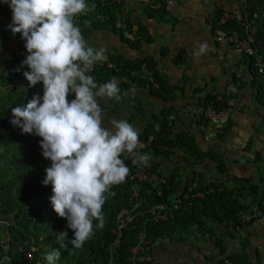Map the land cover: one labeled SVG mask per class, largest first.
I'll return each mask as SVG.
<instances>
[{
  "label": "trees",
  "instance_id": "obj_1",
  "mask_svg": "<svg viewBox=\"0 0 264 264\" xmlns=\"http://www.w3.org/2000/svg\"><path fill=\"white\" fill-rule=\"evenodd\" d=\"M88 9L75 18L88 44L94 49L97 48L95 42L113 36L121 43L126 44L130 49L139 48L141 41L150 43L151 36L140 24L132 28L129 21L121 17V5L117 0H86ZM264 0H245L241 4V13L246 14L255 27L254 47L259 50L264 57ZM156 14L164 13L162 7H150ZM148 9L147 15L151 11ZM212 26L215 27L219 10H213ZM252 14L256 16L253 17ZM12 10L8 4L0 0V219L8 222L7 227L0 225V264H5L6 257L14 264H21L23 252L30 245L34 247L32 252L33 260H41L48 264L46 255L53 249L59 248L56 236L60 231H67L69 239L73 238V231L66 227L67 221L61 218L53 210L50 201L52 185L42 183L46 176L45 169L50 167L51 162L42 155L38 137L33 134L22 133L21 129L10 123L12 108L26 104L34 94L43 95L42 82L35 86H29V82L23 75L29 71L27 65H22L23 57L27 56L24 47L25 41L19 33L13 35L8 25L11 23ZM116 21H120L116 25ZM226 30L239 31L236 19L228 20L223 26ZM130 33L132 39L125 36ZM12 40H22L23 45L18 53L14 50L4 52L3 45ZM106 48V59L97 63L90 73L95 77L98 84L107 82L111 78L120 81V95L130 88H140L145 86L146 90H138L136 95L148 94L149 97L162 100L163 104L156 112L141 109L140 106L134 110L137 113L147 111L146 121L138 127L139 138L145 139L147 135H152V141L144 150V154L149 156L148 165L151 171L156 174L166 171L163 175L166 181L174 189L186 190L190 195L184 201L179 210L175 212L174 218L168 222H146L145 229L150 239L169 240L176 232L186 233L191 226L195 225L197 231L206 234L211 231L206 220L216 224L228 225L234 229L239 224V220L244 214L253 213L252 205L260 207V202L256 197V186L251 184L247 178H235L232 180L231 188L219 190L220 184L214 181L203 180L202 173H192L190 179L182 175L184 167L194 166L207 159L211 160L213 168L217 174H222L226 170L224 157L221 155L219 143L229 132L231 122L226 119L225 124L213 129L212 142L208 146L200 147L190 130L179 127L175 123L167 124L165 119L172 109L180 110L175 99L186 101L187 94L182 83L170 84L158 73L157 60L154 57H128L118 52L117 47L109 45ZM161 51V50H160ZM26 53V54H24ZM162 53V52H161ZM245 58V57H244ZM247 59L249 67V77L251 85L250 97L264 109V85H261L257 78L258 74L251 70L250 60ZM19 69V71H17ZM182 80L185 83L186 75L182 73ZM232 80L236 87L241 90L246 83L241 77L231 73ZM156 84V87L152 86ZM202 87H193L189 97H193L195 106L203 110L208 107L218 110L229 108V96L223 92L205 91L200 94ZM178 91V92H176ZM221 99L217 100L216 96ZM74 98V94L69 99ZM109 99V100H108ZM113 99L102 98L100 106L104 115L108 112L106 104ZM188 104V102H187ZM139 105V104H138ZM116 110H113L114 114ZM119 112V110H118ZM191 121L194 124H208V120L200 115H193ZM158 123L155 130L154 125ZM264 129V112L262 114ZM121 159L127 163V159L122 154ZM183 164H182V163ZM180 163V164H179ZM181 165V166H180ZM181 169V170H180ZM191 181L194 186L190 187ZM188 188V189H187ZM147 190V191H146ZM165 190V189H164ZM110 191L115 195L108 196L103 205L104 215L103 228L95 227L92 237L80 249H73L69 244L66 249L59 248L60 257L56 264H131L127 259L129 247L135 243L136 230H123L119 242L116 246H109L113 240L111 230L115 213L124 205L122 196L126 191L125 181L119 185L111 186ZM201 192V196L195 195ZM246 194L250 197V204H244L241 196ZM140 195L149 198L151 201L163 200L167 197L164 191L162 197L154 195L152 184L146 183L140 189ZM244 247V242H240ZM7 245V248L4 246ZM220 240L214 239V247L221 248ZM21 248L22 251H19ZM217 254V253H216ZM226 256V255H225ZM230 264H249L246 252L230 256ZM225 258V257H224ZM226 259V258H225ZM215 264H225L222 258H218Z\"/></svg>",
  "mask_w": 264,
  "mask_h": 264
},
{
  "label": "clouds",
  "instance_id": "obj_2",
  "mask_svg": "<svg viewBox=\"0 0 264 264\" xmlns=\"http://www.w3.org/2000/svg\"><path fill=\"white\" fill-rule=\"evenodd\" d=\"M2 2L12 10L9 29L25 41L28 54L21 63L30 70L23 75L29 86L43 84V95L36 93L12 108L10 123L41 137L42 155L51 162L42 183H51L52 208L73 231L71 239L67 231L58 232L56 241L59 248L70 244L80 249L92 237L94 222L95 227L104 226L103 205L115 195L111 186L124 182L129 173L122 154L145 166L149 156L136 151L142 147L138 128L125 119L105 120L100 100L119 101L120 81L98 84L90 74L106 59L107 49L90 46L75 23L88 9L86 0ZM59 248L46 255L48 264L59 260Z\"/></svg>",
  "mask_w": 264,
  "mask_h": 264
},
{
  "label": "crops",
  "instance_id": "obj_3",
  "mask_svg": "<svg viewBox=\"0 0 264 264\" xmlns=\"http://www.w3.org/2000/svg\"><path fill=\"white\" fill-rule=\"evenodd\" d=\"M118 1L121 5V17L129 21L132 28H136L138 24L143 26L152 41L150 43L141 41L139 48L132 50L109 35L102 41H93L97 48H110L109 45H113L117 47L118 52L128 57H154L157 60L158 73L170 84L179 85L182 81V73L188 77L186 80H191L192 77L207 78L220 74L216 85L211 88H202L200 94L205 91L223 92L228 84L234 85V91L228 98L230 107L223 115V118L231 122L230 130L219 143L226 166L225 172L217 174L213 168L214 163L205 159L194 166L187 167L188 178L186 179H190L193 172H200L203 180L220 184V190L231 188L232 180L235 178H247L256 186V197L260 202V207L256 208L250 203L248 195L241 196L243 203L252 205L254 212L244 214L234 229L229 225L225 227L207 219L206 224L213 231L211 233L208 232L205 235L202 231H197L194 225L184 234L176 232L169 240L158 241L154 247V264H215L216 259L225 257L228 261L231 255L241 251L246 252L249 264H264V129L262 123L264 109L250 97L252 89L247 59L227 44H219L212 39L213 10L218 9L219 14L228 12L238 20L241 17L238 1L177 0L176 6L171 11L160 14H156L150 8L153 0ZM149 8L151 14L147 15ZM231 73L241 77L246 83L241 90L230 80ZM184 89L187 94V86ZM138 90L142 89L130 88L121 95L119 101L113 99L106 104L109 109L105 115L106 122L113 118L125 119L138 128L146 121L148 110L156 112L163 104L162 100L149 97L148 94L136 95L135 92L138 93ZM189 96L185 95L186 101L176 97L175 102L178 107H181V115L176 118L175 124L190 130L200 147L208 146L213 141V135L210 136L208 125H196L191 121L198 107L193 104V97ZM117 106L120 110H128V113H125L127 118L114 114L113 110ZM137 106L147 110L144 112L145 115L134 111ZM140 117L144 119L139 122L137 119ZM216 238L221 244L219 256L214 251ZM241 241L244 242V247L241 246ZM178 251L183 256L179 255Z\"/></svg>",
  "mask_w": 264,
  "mask_h": 264
},
{
  "label": "built area",
  "instance_id": "obj_4",
  "mask_svg": "<svg viewBox=\"0 0 264 264\" xmlns=\"http://www.w3.org/2000/svg\"><path fill=\"white\" fill-rule=\"evenodd\" d=\"M237 1L242 3L245 0ZM176 4L177 0H153L151 7H162L165 11H171L176 6ZM252 16L254 17L255 14ZM232 19H234V17H232L228 12H222L219 14L213 30L212 39L216 43L227 44L241 55L246 56V58L250 60L251 70L258 74L257 78L260 80L261 85H264V57L262 56L261 52L253 46L255 27L253 23L248 20L245 14L237 20V23L240 27L239 31H228L224 29L223 26L225 23ZM119 22L120 21H116V25H119ZM125 36L129 39H132V35L130 33H125ZM22 57L23 60L26 58L25 55H22ZM152 85L153 87H156L155 83H152ZM233 86L234 85L232 84L227 85V95L224 94L225 96H229L231 92L234 91ZM142 88L146 90L145 86ZM187 93L189 94V92ZM216 99L220 100L221 96L217 95ZM188 107L191 108L192 106L188 105ZM227 109L228 108L225 110H218L208 107L207 109L203 110L202 108L198 107L193 115L201 114L203 118H206L208 121H210L211 125L216 126V128L213 126L212 127L214 130H217L225 124L226 119L223 118V115L225 112H227ZM179 115H181L180 110H170L165 119L166 123H175V120L179 117ZM157 128L158 123H155L154 129L156 130ZM139 140L142 147L138 148L136 151L144 154V150L152 141V135L149 134L145 139L139 138ZM124 155L127 159V166L129 168V173L125 179L126 191L122 196L124 205L114 215L113 228L111 230L113 240L110 242L109 246H116L118 244L123 230L135 229L136 241L129 247L127 259L131 262V264H154V247L158 241L155 239H150L148 236L147 229H145L146 222L171 221L174 218L175 212L178 211L181 206L184 207L182 204L184 201L188 200L190 195L186 190L182 191L181 189H174V187L169 185L166 181L165 175H163L166 171H162L160 172L162 174L158 175L150 170L148 163L145 166L134 157L129 156L127 153H124ZM187 167L189 166L186 165V168L184 167V173H182L184 177L188 176ZM146 183L153 185L154 195L156 197H162L164 191H167V197H165L163 200L151 201L149 198L141 196L140 189ZM190 184V187L194 186V181H191ZM195 195L201 196L202 193L197 192ZM0 225L7 227L8 222L6 220L0 219ZM4 248H7V245H5ZM18 250L22 251L21 248H18ZM33 251L34 247L30 245L29 248L23 252L21 264H46L38 259L33 260ZM214 251L219 256L218 249L216 247H214ZM221 258L223 259V263L230 264L227 259L223 257ZM6 259L7 262L5 264H14L9 260V257H6Z\"/></svg>",
  "mask_w": 264,
  "mask_h": 264
},
{
  "label": "rangeland",
  "instance_id": "obj_5",
  "mask_svg": "<svg viewBox=\"0 0 264 264\" xmlns=\"http://www.w3.org/2000/svg\"><path fill=\"white\" fill-rule=\"evenodd\" d=\"M23 45V41L22 40H12V41H8V42H6L4 45H3V47H2V50L4 51V52H10L11 50H14V51H16L17 52V50H19V48L21 47ZM24 54H26V53H24ZM220 76V74L218 75V76H216V75H211V76H209V77H207V78H204V77H198V78H195V77H192V79L191 80H186L185 81V83H183L184 81L182 80L181 82H180V84L182 83V85H183V89H184V87H186L187 86V88H188V92L190 91V90H192V88L193 87H197V86H199V87H202L203 89L204 88H211V87H213V86H215L216 85V81H218L217 80V78ZM187 77V76H186ZM188 78V77H187ZM190 78V77H189ZM153 86V85H152ZM226 87L227 86H225V89H224V94L225 95H227V89H226ZM2 88H0V90H1ZM185 90V89H184ZM230 93V92H229ZM118 108V109H117ZM116 111V114H118L117 116H121V115H123L124 117H126L127 118V114H125V113H128V110L127 109H124V110H120V108L117 106V107H115L114 108ZM118 110H119V112H118ZM145 115V114H144ZM130 119V118H129ZM128 119V120H129ZM144 118H138L137 119V121H142ZM215 123H217V122H215ZM208 128H209V130H208V132H209V134H211L210 136H212L213 134H214V132H213V127L214 128H216V126H213V125H211L210 124V121L208 122ZM213 126V127H212ZM213 132V133H212ZM180 164V163H179ZM181 166V165H180ZM181 170V169H180ZM182 173H184V171H182ZM181 173V174H182Z\"/></svg>",
  "mask_w": 264,
  "mask_h": 264
},
{
  "label": "water",
  "instance_id": "obj_6",
  "mask_svg": "<svg viewBox=\"0 0 264 264\" xmlns=\"http://www.w3.org/2000/svg\"><path fill=\"white\" fill-rule=\"evenodd\" d=\"M178 253H179V255H182L183 256V254L180 251H178ZM168 254H170V253L168 252Z\"/></svg>",
  "mask_w": 264,
  "mask_h": 264
}]
</instances>
